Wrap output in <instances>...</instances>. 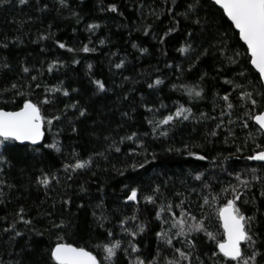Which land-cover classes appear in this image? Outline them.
<instances>
[{
  "label": "trees",
  "instance_id": "16d2710c",
  "mask_svg": "<svg viewBox=\"0 0 264 264\" xmlns=\"http://www.w3.org/2000/svg\"><path fill=\"white\" fill-rule=\"evenodd\" d=\"M186 2L190 0H176L179 7H173L171 0L168 4L163 0H145L146 6L141 9V0H68V7L59 6L58 0H29L27 5L12 0L0 7V39L19 38L8 49L0 50V62L7 57L10 64V70L0 68V107L14 111L22 106L24 99H31L41 107V114L47 119L60 117L51 125H43L44 136L39 145L8 142L0 148L11 161V166H5V171L0 173V179L13 186L4 187V195L0 196L3 201L0 203V264H16L17 261L55 264L48 250L57 242V236L62 238L60 242L86 248L97 259L106 256L102 248L96 247L98 244L120 239L122 249L128 247L130 240L137 245L138 252L129 256L117 250V256L104 264H129L130 260L134 264L137 256L146 261L155 257L154 264H166L177 254L156 237L163 223L156 219V212L162 204L170 201L175 205L181 199L198 220H203L206 232L215 237V240L209 239L205 231L191 234L195 242L192 264H200V261L223 264L215 246L216 241L223 239L218 212L232 195L222 189L237 185L236 173H240V178L250 181L252 187L237 204L253 196L256 197L255 207L264 204V197H260L264 184L252 179L253 175L264 179V164L247 159L256 151L264 150V134L250 115L245 116L251 105L240 96L241 90L264 89L258 86V74L248 62L247 50L238 33L226 17L221 19L222 10L211 0H200L198 14L209 22L216 41L227 33L223 35L225 51L213 48L207 56L195 61V54L201 50L199 38L192 41L195 54L178 51L185 44L186 29H194L197 37L202 30L179 15L176 16L180 20L177 31L165 37L164 43L160 42L159 37L172 22L167 8L173 7L174 12L181 13ZM45 3L48 9L41 10ZM112 3L117 4L118 12L102 10ZM148 6L155 8L159 19L148 15ZM93 23L99 27L89 30L87 26ZM147 24L152 28L145 35L143 27ZM42 36L46 38L41 39ZM101 39L105 40L104 44L99 43ZM56 41L67 47L60 48ZM133 43L138 47L133 48ZM85 44L95 51L83 52ZM139 48L148 51L142 53ZM122 60L124 66L115 68ZM231 60L238 63H230ZM53 61L56 64L49 71L48 66ZM193 62L196 66L189 71ZM24 67L30 72L24 73ZM244 70L247 78L238 77L237 73ZM205 72L207 76L201 81L200 76ZM31 76L37 79L32 81ZM157 78L163 83L149 88ZM225 79L233 80L241 88L225 83ZM96 80L105 84L104 90L98 89ZM12 83L23 85L19 88L23 97L16 95L15 90L3 91ZM37 84L40 87H36ZM173 84L177 87L173 88ZM196 85L203 89L200 98L189 96L187 90ZM64 91L68 92L67 96ZM225 94L229 95L232 109H228L222 99ZM45 97L50 101L47 104L41 103ZM73 104L77 107H71ZM162 104L167 107H161ZM182 105L192 109L187 114L188 120L176 119L153 133L154 125L148 121H159ZM149 107L153 111H149ZM263 107L252 109V113ZM81 109L87 110L83 117L79 115ZM229 120L234 123L229 124ZM245 120L246 128L242 127ZM221 121L223 126L217 128ZM73 127L76 132L72 131ZM161 131H167L168 135H159ZM211 131L217 135L210 136ZM134 132L140 139L121 143L122 138ZM54 142L59 151L46 147ZM133 147L137 154L129 155ZM201 155L208 158L201 160ZM90 157L92 163L84 169L64 170V164ZM42 173L49 176L48 187L36 182ZM201 173V179L197 180L196 175ZM157 185L160 199L152 204L145 197L153 195ZM132 188L138 189L134 201L127 199ZM176 193L181 195L177 197ZM204 197L209 198L208 204L204 203ZM69 200L71 203H64ZM81 204L84 207H79ZM21 207L25 209V219L32 220L31 224L18 220L16 214ZM246 207L253 208V205ZM173 211L179 216V209L174 207ZM245 214L252 215V212ZM132 216L137 219L129 220L125 227L137 230L140 224L146 226L135 238L123 233L119 223ZM162 216L168 219L171 213ZM60 220H64L66 226L52 229L53 221L59 223ZM13 222L21 236L4 231ZM101 223L103 228L98 227ZM255 227L264 232V224L258 223ZM106 229L112 231L113 237L105 239ZM185 239L175 237L174 247L187 248L183 243ZM245 247L242 243V250ZM213 252L217 255L213 256Z\"/></svg>",
  "mask_w": 264,
  "mask_h": 264
},
{
  "label": "snow or ice",
  "instance_id": "6c2138e0",
  "mask_svg": "<svg viewBox=\"0 0 264 264\" xmlns=\"http://www.w3.org/2000/svg\"><path fill=\"white\" fill-rule=\"evenodd\" d=\"M12 0H0V7L6 6L11 3ZM29 0H18L19 5H27ZM165 4L169 3V0H163ZM214 5H218L220 9H222V16L227 17V19L231 22V26H234L236 30H238L239 39L244 42L247 46V52L250 53L248 57V62L258 73V82L259 88L264 89V0H212ZM171 4L173 7H179L176 4V0H171ZM58 5L61 7H68V0H58ZM146 6L145 0H141V9ZM200 6V0H190V2H186L184 11L181 13H176L173 11V7L167 8V12L172 15L171 26L167 31L164 32L163 36L159 37L161 43H164L165 37H168L171 33L177 31L179 27L180 20L176 19V16H180L185 21H189L194 28H201L200 36L197 37L195 30L186 29V37L185 44L182 45L178 51L185 52L191 51L194 54L196 53V49L192 46V41L199 38L201 40L200 51L198 54H195V61H199L202 56H207L211 49L215 48L217 51H225L227 49V45L224 42L223 35H227L224 33L221 38L216 41V38L212 36L211 31L209 30V22L207 20H202L198 14V9ZM48 9V4L45 3L42 6L41 10ZM58 10V9H57ZM107 10L111 12H118V6L116 3L109 4L107 6ZM74 15H77L73 13ZM122 15V13H121ZM148 15H155L157 19L159 16L156 15L155 8L148 6ZM222 26V25H221ZM231 26L230 29L231 30ZM51 27V26H50ZM89 30L96 29L99 27V24L93 23L89 24ZM152 28L151 24H147L143 27L145 35L149 33V30ZM75 31V29H73ZM41 39H45L46 37H40ZM18 37H14L12 40H9L7 37L4 39H0V50H6L10 47L14 41L18 40ZM205 41H207V46H204ZM60 48H66L67 45L60 41H56ZM100 44H104L105 40L101 39L99 41ZM133 48H137L138 45L133 43ZM140 52L145 53L148 51L147 48H139ZM69 51H74V49L69 48ZM83 52L95 51L94 48H89L87 44H85L82 48ZM234 55H239V53H234ZM230 63L236 64L238 61L231 60ZM56 64V61H53L52 64L48 66V70L51 71L53 66ZM124 66V61L122 60L120 63L115 64V68L120 69ZM195 62L189 65V71L195 67ZM91 68V65H89ZM171 67V65H169ZM179 67V66H177ZM0 68L9 69L10 64L8 63V58L4 57L3 61L0 62ZM24 73H29L30 69L28 67H24L22 69ZM183 71V69H181ZM222 71V69L220 70ZM247 71H241L237 73L238 77L247 78ZM207 76V73H203L200 76V80L203 81ZM37 79L36 76H31V80L35 81ZM125 79H128L125 77ZM163 81L157 78L154 83L149 84V88H154L162 84ZM225 83L233 85L234 88H241L240 85L235 84L233 80L225 79ZM95 84L98 86L99 90L105 89V84L100 80H96ZM23 87V85H18L17 83H12L10 88H6L4 92H10L15 90V94L23 97V92L19 91V88ZM29 87H31L29 85ZM36 87H40L39 84ZM173 88L177 86L175 84L172 85ZM181 87H186L185 85H181ZM189 96L193 98H200L201 93L203 92L202 88H199L198 85L188 88ZM64 95L67 96L68 92L64 91ZM240 96L246 101L250 102L251 108L248 112L245 113V116H251L258 125L259 130L264 132V110H260L255 114L252 113V109L261 108L264 106V91H257L256 88L253 91H243L241 90ZM223 101L227 102L226 106L228 109L233 108V104L228 102L229 95L225 94L223 96ZM14 102V101H13ZM50 101L47 97L41 102L43 104H47ZM5 104L8 101H4ZM67 107V106H66ZM71 107L76 108L77 105L73 104ZM161 107H167V105H161ZM149 111H153L151 107L148 108ZM86 109H81L79 111V115L81 117L86 115ZM192 109L190 107H184L183 105L178 107L174 113H170L165 116L163 119L159 121H148L149 124H153V133L156 132L161 125H169L170 122H173L176 119L188 120L189 115ZM231 114V113H229ZM127 115V113H125ZM224 115V112H221V116ZM201 116H204L201 113ZM208 118V117H206ZM59 116H53L51 119H47L41 114V107L38 106L37 103H33L31 99H24L22 106H19L15 111H6L4 107H0V148H4L8 142L16 141L23 144L25 141L31 142V144L35 145L38 141L42 139L44 136L43 125L45 123L51 125L53 120H59ZM229 124L234 123L229 120ZM224 124L221 121L216 125L217 128L222 127ZM242 127H248L247 120H245ZM73 132H76L77 129L75 127L72 128ZM147 135V134H145ZM161 136H167V131H161L159 133ZM210 136H215L217 133L215 131H211L209 133ZM234 135V134H233ZM140 139L137 133H132L121 139V143L124 140H133ZM143 142L141 141V146ZM49 148H56L59 151L56 143H52L46 145ZM117 152L120 151V148L115 149ZM173 149H168V151H172ZM240 149H238L239 151ZM177 151H179L177 149ZM137 150L135 147L129 149V155H136ZM189 155H196L195 153H189ZM207 156L201 155L199 159L204 160L207 159ZM249 160H258L264 161V151H256L255 155L248 156ZM147 162V161H145ZM92 163V158L90 157L87 160H77L74 164H64V170H72L75 171L77 169H84L88 165ZM5 166H11V161L7 155L4 154L3 151H0V173L5 171ZM143 167V165H139ZM136 165H133L135 168ZM255 173V169L251 170ZM203 174H197L196 179L200 180ZM240 173H236V179L239 183L235 186L229 185L228 188L222 189L224 192H230L232 195L231 199L227 200L220 209H219V217L223 222L224 229V239L216 241V249L218 252L222 254L223 264H264V232L257 231L255 225L256 224H264V211H261V207H264L262 204L261 207H255L256 197L253 196L249 200H243L242 204H237L238 201H241L242 195H248L251 191V182L248 180H242L240 178ZM71 177H69L70 179ZM253 180H260L262 184H264V179L259 176L253 175ZM38 184L48 187L50 185V179L48 174L42 173L41 177L37 178L36 181ZM13 187L9 185L5 179H0V196L4 195L3 188ZM208 187V185H205ZM137 188L131 189V194L127 197L128 200H136L137 199ZM160 193V186L157 185L153 190V195H148L145 199L152 203L156 204L157 200L160 199L158 195ZM181 194L176 193V196L179 197ZM260 197H264V189L260 191ZM214 200L215 197H212ZM0 203H3L0 200ZM65 204L71 203V201H64ZM204 203H209V198L204 197ZM252 204L253 208H247L246 206ZM79 207H84L83 204L79 205ZM179 209V216H177L176 212L173 211V208ZM203 209V205L201 206V210ZM251 211L252 215H246L245 212ZM171 213L170 218L164 219L162 214ZM17 217L19 221H22L25 224H31V219H25V209L21 207L17 212ZM95 215V213H93ZM136 216L125 217L119 221L121 225V231L132 238H135L140 233H143L146 230V226L143 224L138 225L137 230H131L125 225L129 222V220H136ZM156 219L162 220L163 223L161 225V230L157 232L155 235L158 240H162L164 244H166L169 248L174 249V255L171 260L166 261V264H182V262H187V264H192V259L194 258V249L195 242L191 238V234L194 232L205 231L207 237L211 240H215L214 235L211 232H206L205 224L203 220H198L196 215H193V211L190 207H185V200L181 199L179 203L173 205L172 202H167L161 205L160 210L156 212ZM191 221V223H189ZM163 225H168L165 228ZM66 226V222L64 220H60L59 223L53 221L51 227L52 229L60 230ZM98 227L103 228L104 225L101 223ZM173 229H176L175 233L172 232ZM7 233L9 231L14 233V236H21L22 233L20 231H16L15 222L10 223L7 228L4 229ZM33 231H36L33 229ZM106 237L105 239L113 237V233L110 229H106ZM38 235L41 233L37 232ZM185 237L186 239L183 241L187 248L174 247L173 239L175 237ZM57 242L54 246H51L48 250L49 258L51 261H54L55 264H104L105 261H112L114 257L117 256V250H122L126 255H131V253L138 252L137 245L130 240L128 242V247L122 249L123 241L120 239H114L107 243L98 244L96 247L102 248V250L106 253V256L103 259H97L96 255H93L91 251L86 250L84 247H74L72 244H67L60 242L61 237L57 236ZM244 243L246 247L242 250L241 243ZM160 249L157 248V253L159 254ZM213 256H216L217 253L213 252ZM155 257L153 260H144L141 257L137 256L134 264H154ZM16 264H21L20 261H17ZM129 264H133L130 260ZM200 264H203V261H200Z\"/></svg>",
  "mask_w": 264,
  "mask_h": 264
},
{
  "label": "water",
  "instance_id": "95a60500",
  "mask_svg": "<svg viewBox=\"0 0 264 264\" xmlns=\"http://www.w3.org/2000/svg\"><path fill=\"white\" fill-rule=\"evenodd\" d=\"M212 1V0H211ZM218 8H219V6L218 5H216ZM220 9V8H219ZM222 10V9H221ZM226 17V16H225ZM227 18V17H226ZM228 20V19H227ZM229 21V20H228ZM230 22V21H229ZM231 23V22H230ZM233 28H234V26H232ZM234 30L238 33V30H236L235 28H234ZM241 41V43L245 46V48L247 49V46H246V44H244V42L242 41V40H240ZM248 53V52H247ZM248 56H250V53H248ZM251 65V64H250ZM253 68V67H252ZM254 69V68H253ZM254 71L256 72V70L254 69ZM257 73V72H256ZM258 74V73H257ZM262 110H264V107H263V109ZM6 111H11V110H6ZM15 111V110H14ZM252 121H253V123L259 128V125L252 119ZM263 134H264V132H262ZM42 140V139H41ZM41 140L40 141H38L35 145H33V144H31V142H28V141H25L23 144H26V145H30V146H37V145H39L40 143H41ZM12 142H15V143H18V144H21L20 142H16V141H12ZM258 151H264V150H258ZM256 153V152H255ZM255 153L253 154V155H255ZM253 161H256V162H260V163H263L264 164V161H258V160H253ZM218 218H219V223H220V228H221V230H222V232H223V239L225 238L224 237V229H223V222L221 221V219H220V217H219V212H218ZM63 243H65V242H63ZM243 243V242H242ZM241 243V244H242ZM67 244H70V243H67ZM73 245V244H72ZM74 247H78V246H75V245H73ZM222 255V254H221Z\"/></svg>",
  "mask_w": 264,
  "mask_h": 264
}]
</instances>
